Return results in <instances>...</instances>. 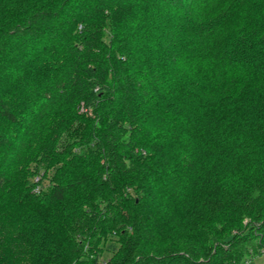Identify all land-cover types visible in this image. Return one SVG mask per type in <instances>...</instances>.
Listing matches in <instances>:
<instances>
[{"label": "trees", "instance_id": "1", "mask_svg": "<svg viewBox=\"0 0 264 264\" xmlns=\"http://www.w3.org/2000/svg\"><path fill=\"white\" fill-rule=\"evenodd\" d=\"M264 255V0H0V264Z\"/></svg>", "mask_w": 264, "mask_h": 264}, {"label": "rangeland", "instance_id": "2", "mask_svg": "<svg viewBox=\"0 0 264 264\" xmlns=\"http://www.w3.org/2000/svg\"><path fill=\"white\" fill-rule=\"evenodd\" d=\"M250 261H247L246 264H249ZM253 264H264V255H259L254 258L252 261Z\"/></svg>", "mask_w": 264, "mask_h": 264}]
</instances>
